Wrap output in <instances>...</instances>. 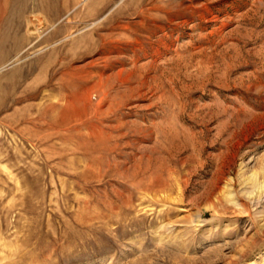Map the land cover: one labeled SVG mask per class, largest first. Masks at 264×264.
<instances>
[{
	"label": "rangeland",
	"instance_id": "obj_1",
	"mask_svg": "<svg viewBox=\"0 0 264 264\" xmlns=\"http://www.w3.org/2000/svg\"><path fill=\"white\" fill-rule=\"evenodd\" d=\"M0 264H264V0H0Z\"/></svg>",
	"mask_w": 264,
	"mask_h": 264
}]
</instances>
